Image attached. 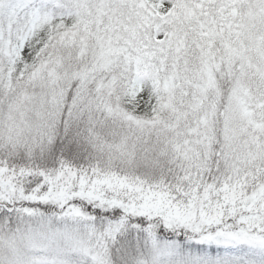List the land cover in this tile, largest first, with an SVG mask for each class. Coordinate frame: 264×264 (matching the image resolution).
<instances>
[{"label": "snow or ice", "instance_id": "6c2138e0", "mask_svg": "<svg viewBox=\"0 0 264 264\" xmlns=\"http://www.w3.org/2000/svg\"><path fill=\"white\" fill-rule=\"evenodd\" d=\"M0 264H264V0H0Z\"/></svg>", "mask_w": 264, "mask_h": 264}]
</instances>
